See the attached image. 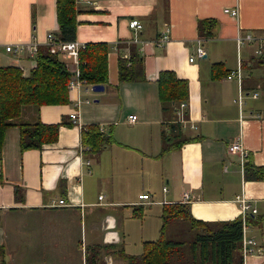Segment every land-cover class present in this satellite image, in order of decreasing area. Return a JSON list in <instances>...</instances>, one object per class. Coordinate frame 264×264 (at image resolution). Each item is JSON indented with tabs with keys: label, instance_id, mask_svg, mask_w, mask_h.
Wrapping results in <instances>:
<instances>
[{
	"label": "crops",
	"instance_id": "obj_1",
	"mask_svg": "<svg viewBox=\"0 0 264 264\" xmlns=\"http://www.w3.org/2000/svg\"><path fill=\"white\" fill-rule=\"evenodd\" d=\"M74 8V40L109 47L108 80L102 91H83L78 105L69 91V103L40 108L42 122L70 123L40 150L20 151L18 127L6 130L0 149V264H87L97 251L95 264H126L119 253L138 254L126 243L135 231L141 251L144 240H154L144 238H158L163 204L188 203L192 217L215 222L242 216L238 196L256 209L246 212L243 233L257 251L242 254V263L264 264V180H248L244 173L247 158L264 166L262 68L254 64L261 56L256 48L264 45V0H74ZM131 19L142 27L130 28ZM205 20L209 24L201 31ZM166 25L169 40L157 44ZM57 31L56 0H0V66L15 65L27 75L36 53L25 47L8 52L5 46H46L47 34ZM246 35L256 39H235ZM133 53L142 59L145 78L120 82L119 59L129 64ZM60 58L70 69L71 61ZM213 64H220L216 71ZM234 69L241 71L240 80L226 77ZM162 70L188 81L182 130L193 138L164 153V135L175 119L161 110ZM73 111L77 124L69 117ZM90 125L107 139L98 150L85 149L81 141V130ZM239 134L247 152L242 161L227 149ZM142 193L150 202L138 199ZM153 206L160 220L145 226L141 220L136 227L134 209Z\"/></svg>",
	"mask_w": 264,
	"mask_h": 264
},
{
	"label": "trees",
	"instance_id": "obj_2",
	"mask_svg": "<svg viewBox=\"0 0 264 264\" xmlns=\"http://www.w3.org/2000/svg\"><path fill=\"white\" fill-rule=\"evenodd\" d=\"M56 17L58 31L55 38L59 41L75 39L76 21L74 0H56ZM209 21L199 22L200 30L208 26ZM109 47L103 42L87 43L79 50V70L87 83L106 84L108 80L107 54ZM125 58L119 59L118 79L122 81L144 80L142 59L136 53L127 64ZM262 68L261 90L264 95V54L254 61ZM220 64H213L216 71ZM71 70L59 55L52 54L47 46L38 47L35 65L27 75L15 65L0 66V149L6 130L17 126L20 151L42 149L47 143L56 141L58 128L70 124L64 120L58 123H44L40 118V108L44 105H59L70 102L67 87ZM158 97L163 114L171 113L175 119L170 124V132L164 135L162 153L179 148L193 138L185 136L182 124L177 120L180 103L188 100V81L179 78L172 70L158 73ZM32 112L31 117L25 113ZM187 110H183L185 116ZM82 144L90 150H98L107 142L96 125L81 130ZM246 179L264 180V166H254L246 159L244 163ZM141 209H134L133 217H141ZM162 223L157 239L144 240L139 254L119 253L126 264H243L242 263V229L243 218L232 220L203 221L191 216L188 203H168L162 205ZM246 221L249 218L245 217ZM172 220H184L189 224L190 236L165 235L167 224ZM108 249V247H105ZM113 248V246H111ZM110 252H114L110 249ZM189 252V254H188ZM98 251L90 253L87 264H95ZM101 256V255H100ZM95 258V259H94ZM93 260V262H92ZM1 264H4L3 261Z\"/></svg>",
	"mask_w": 264,
	"mask_h": 264
},
{
	"label": "built area",
	"instance_id": "obj_3",
	"mask_svg": "<svg viewBox=\"0 0 264 264\" xmlns=\"http://www.w3.org/2000/svg\"><path fill=\"white\" fill-rule=\"evenodd\" d=\"M224 11L225 12L230 11V13L233 15L237 14L236 9H233V10L225 9ZM129 27L137 30L142 27V24L137 19H131L129 21ZM168 36H169V26L166 25L165 29L160 33L159 37H157L155 41L157 44H164L168 42L169 40ZM235 39L237 42L241 43L243 41L255 40L256 38L250 35H246V36H236ZM45 45L49 48L50 53L57 54L59 56H62V58H66L71 61V66H70L71 76L68 81L67 87H68V90L71 92V94L73 93L75 95L74 100L76 101V104L78 105L80 103L81 94L83 93V91H87L88 89L92 88V86H90L89 83H87L86 79L82 78L80 75V70H79L80 61L78 58V54H79L80 48H82L83 45H81L76 40L59 41L55 38V35H53L52 33L47 34ZM23 48L28 53L30 52L33 54V53H36L38 49V44L36 42H31L25 45L19 44L17 46H14L12 44H8L5 46L6 51L14 52V53H18V51H21ZM196 54L198 57H201L204 55V50L202 48H197ZM256 54L258 55L264 54V45H259L256 48ZM189 60L192 61L193 57H190ZM226 77L228 79L236 78L240 80L242 78V73L239 69H234L228 72ZM252 96L256 98L257 93H253ZM185 106H186V102L180 103L179 108L176 113L178 121L181 124H183V126L186 125V120H184V117H183L184 115L183 110ZM69 117L73 123H76V124L78 123L77 122L78 116L76 112L74 111L71 112L69 114ZM135 118H136V115L130 116V120H134ZM189 127L194 128L195 126L193 124H190ZM84 148L87 150L89 149L87 146ZM227 149L230 154H238L241 158V161L247 155V152L242 144L240 134L237 135L230 142V144H228ZM163 190H165V187L163 188ZM101 197L102 196H99V198ZM149 198H150V195L147 193H142L138 195V199L143 200V201L145 200V203L150 202ZM182 201L183 202L188 201L187 193H184ZM237 201L239 202V205H240V211L242 213L243 220L248 210H250L252 213L256 212V209L252 208L251 205L249 204V201L245 199L243 196H238ZM60 203L64 204L62 200H60ZM243 232H244V223H243V229H242L241 251H242V254L245 256L247 254H252L256 252L257 248L255 246V242L252 239L245 237Z\"/></svg>",
	"mask_w": 264,
	"mask_h": 264
},
{
	"label": "rangeland",
	"instance_id": "obj_4",
	"mask_svg": "<svg viewBox=\"0 0 264 264\" xmlns=\"http://www.w3.org/2000/svg\"><path fill=\"white\" fill-rule=\"evenodd\" d=\"M261 72L263 74V70L261 69ZM160 210L158 207H152L148 209H143L141 212V217H137L139 220L136 221V227H138L139 221H143V226L146 224H150L151 221H159L160 220ZM141 218V219H140ZM176 223V224H175ZM189 224L187 221L184 220H172L170 221L167 226L166 230L169 233H173L174 235H178L180 233H188L189 232ZM183 231V232H182ZM137 231H135V234L131 238H128L126 240L127 247L129 251L131 252H137L138 254L141 253V247H140V242L138 241V236L136 234ZM144 237H151V234L149 236H144ZM155 237V236H153ZM157 238V236H156ZM156 238H144V239H156ZM96 251V250H94ZM140 251V252H139ZM189 254V252H188Z\"/></svg>",
	"mask_w": 264,
	"mask_h": 264
},
{
	"label": "water",
	"instance_id": "obj_5",
	"mask_svg": "<svg viewBox=\"0 0 264 264\" xmlns=\"http://www.w3.org/2000/svg\"><path fill=\"white\" fill-rule=\"evenodd\" d=\"M93 91H102L104 89V86L102 84H94L91 88Z\"/></svg>",
	"mask_w": 264,
	"mask_h": 264
}]
</instances>
